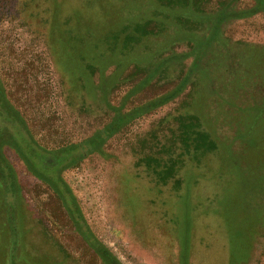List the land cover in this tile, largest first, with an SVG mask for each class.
<instances>
[{
  "label": "rangeland",
  "instance_id": "374dc122",
  "mask_svg": "<svg viewBox=\"0 0 264 264\" xmlns=\"http://www.w3.org/2000/svg\"><path fill=\"white\" fill-rule=\"evenodd\" d=\"M255 6L0 0L1 95L30 133L0 97V264H106L30 147L89 148L79 142L177 88L62 172L39 171L60 173L122 264H264V12L213 20Z\"/></svg>",
  "mask_w": 264,
  "mask_h": 264
},
{
  "label": "trees",
  "instance_id": "16d2710c",
  "mask_svg": "<svg viewBox=\"0 0 264 264\" xmlns=\"http://www.w3.org/2000/svg\"><path fill=\"white\" fill-rule=\"evenodd\" d=\"M258 10H261L264 12V0H256V6L255 8L247 11V12H240L236 14L227 13L226 10L220 11L217 13L214 17V30L217 31L220 24L227 18L232 15H248L256 13ZM187 15L195 16L193 13H187ZM215 39V36L211 37V40ZM210 40V41H211ZM1 85H0V95H1ZM179 93V88L174 89L173 91L164 94L154 100L149 101L148 103L140 106L136 111L120 115L116 117L113 121L109 122V129L102 128L95 132L91 137L87 138L84 141L79 142L81 145L85 144L86 149L82 147V149L79 151L80 147H65L62 149L57 150H48L46 148L41 147L38 145L35 141L34 147L31 145L30 149L34 153L39 154L38 157H35L36 161L39 163V167L43 170L49 169L52 166H55V162L58 165V170L62 172V170L67 167L68 165L75 162L80 156H85L87 153L97 150V146H100L105 139L113 133L117 128H119L122 124L133 118L134 116H137L141 114L144 111L150 110L152 108H155L158 105H161L170 99H172L176 94ZM2 98L1 105L4 108L8 110V113L13 116V119H15V122L27 130V126L25 124L24 119L22 116L14 109V107L7 103L6 100L3 98V95L0 96ZM110 131V132H106ZM104 133V134H102ZM28 134L30 137V133ZM101 136V137H100ZM193 138H189L188 142H190ZM195 141L196 145H212V141L206 136V135H198L195 136L193 139ZM187 142V143H188ZM80 145V146H81ZM97 148V149H96ZM37 149V151H35ZM173 163H170L167 165V170H165L166 173H170L173 171ZM38 166H35L33 170L36 173L39 174H45V180H47L50 183V186L53 188V190L58 194L60 200L62 201V204L64 208L66 209L69 217L73 221V223L76 225L78 231L80 232L81 236L84 238V240L91 246V248L94 250V252L106 263V264H122L90 231L89 227L87 226L86 222L83 219V216L80 212V209L78 207V204L76 202V199L74 195L72 194L70 188L65 183V181L62 179V177L59 175L49 176L45 172L39 171L40 168ZM171 175V174H170ZM161 179H165L166 176H164V172L161 174Z\"/></svg>",
  "mask_w": 264,
  "mask_h": 264
},
{
  "label": "crops",
  "instance_id": "0c3cea01",
  "mask_svg": "<svg viewBox=\"0 0 264 264\" xmlns=\"http://www.w3.org/2000/svg\"><path fill=\"white\" fill-rule=\"evenodd\" d=\"M197 173V172H196ZM195 171L188 173V179H191L192 175H196ZM195 180V179H194ZM193 183V182H192Z\"/></svg>",
  "mask_w": 264,
  "mask_h": 264
}]
</instances>
